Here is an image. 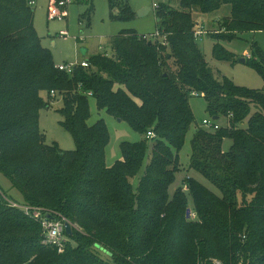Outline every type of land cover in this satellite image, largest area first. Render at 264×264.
I'll list each match as a JSON object with an SVG mask.
<instances>
[{
    "label": "trees",
    "instance_id": "16d2710c",
    "mask_svg": "<svg viewBox=\"0 0 264 264\" xmlns=\"http://www.w3.org/2000/svg\"><path fill=\"white\" fill-rule=\"evenodd\" d=\"M168 1L177 6L155 10L154 40L123 29L111 37V55H93L88 67L78 65L69 74L55 67L50 49L41 44L29 0H0V172L20 191L23 203L56 211L77 226L58 252L41 242L37 221L6 203L0 187V264H184L174 236L183 229L203 244L196 254L199 264H216L210 257L218 264H239L240 258L242 264H264V53L256 47L245 61L263 80L260 89L214 76L195 46L192 18L194 10L210 13L230 4L224 29L210 36L213 57L235 62L222 42L264 30V0ZM109 2L111 10L118 8L116 0ZM91 12L88 4L80 21L89 23ZM120 15L130 18L134 11L120 6L112 16ZM50 90L60 97V124L74 140L72 150L44 143L38 115L49 103L40 92ZM192 92L204 98L210 117L227 120V126L215 130L196 129L188 166L219 195L191 176L169 194L180 170L179 150L194 120L188 102ZM90 97L98 110L141 135L121 143V158L111 166L104 162L105 121L87 123ZM245 120L246 127H240ZM149 131L154 137H147ZM225 138L231 140L227 150L222 148ZM184 187L197 221L184 217ZM238 194L251 198L237 207ZM96 247L110 261L98 256Z\"/></svg>",
    "mask_w": 264,
    "mask_h": 264
},
{
    "label": "rangeland",
    "instance_id": "374dc122",
    "mask_svg": "<svg viewBox=\"0 0 264 264\" xmlns=\"http://www.w3.org/2000/svg\"><path fill=\"white\" fill-rule=\"evenodd\" d=\"M109 1L110 0H71V3L67 6L66 17L62 19H50L48 18L49 1L35 0V4L32 5L34 29L41 39V44L50 49L55 64H78L82 60H88L93 55L105 51L111 55L109 50L111 37L118 34L123 29H133L138 34L146 35L145 37L143 36L144 38H152L154 40L156 36H153V33L157 32L155 10L159 9L162 5L177 6L176 2H169L168 0H116L118 8L121 6V8L123 7L125 9L128 4L134 11V16L128 18L120 15L121 17L113 18L112 12L116 9L118 10V8L111 10ZM88 4L92 5L89 23L84 19L81 21L79 19V16L87 10ZM143 7H149L150 10L145 14L139 15L138 12H140ZM230 16V4H224L219 9L210 13H201L196 10L192 11V18L197 23L194 27L193 35L195 46L201 49L204 59L208 67L213 71L214 76L224 75L237 85L260 89L263 87V80L255 69L239 61H219L212 55V48L215 40L211 38L210 35L213 32H221V30L224 29V27L221 26L222 19L229 18ZM245 17L252 19V17L249 16ZM61 31H63L64 34H60ZM196 31L200 32L196 34ZM223 34L225 33L223 32ZM160 40L164 41L161 44L165 46V50H169V44L166 39L159 37V40H157L158 43H160ZM222 45L235 54L237 59L240 57H244L245 60L249 57L251 59L252 51L256 47H259L264 53V30L238 33L236 38L230 42L224 41ZM245 50L248 54L243 55L242 53ZM40 95L43 100L50 105L40 109L38 115V125L41 133L44 134V143L51 144L56 142L62 150H72L75 146L74 140L71 134L60 124L61 115L58 112L61 106L60 97L56 95L54 90L41 91ZM188 102L194 120L187 131L184 144L179 150L178 159L180 170L175 174V180L169 187V194L172 196L174 190L179 188L178 186L183 185L184 179L187 176H191L206 185L215 194L219 195V192L206 178H204V176L188 167L191 154V139L196 129L198 127L205 129V127L202 126V121L204 119L212 120L205 110V100L202 96L191 95ZM89 111L90 116L87 120L88 124H92L100 118L105 121L109 137L104 150V162L106 166H111L116 160L121 158V143L124 141H138L141 139V135L126 121L118 120V118L107 114L104 110H98L95 100L92 97L89 98ZM214 121L219 126H227V120L224 118H218ZM239 126L243 128L246 127V120L244 123H240ZM230 143L231 140L225 138L222 143V148L226 150ZM150 150L151 144L149 142L147 157L145 158L144 164L148 161ZM143 168L133 179V185H136L137 179L142 174ZM0 187L9 200L18 203L24 202L20 191L13 187L9 179L1 172ZM183 190L188 200V205L184 211V217L192 221H197L198 216L194 210L191 195L186 187H184ZM250 198L251 196L247 195L246 199H244L245 202L250 200ZM236 199V206L241 207L244 201L241 195L238 194ZM187 209L190 210L189 216H187ZM72 226L77 227L76 225ZM197 235L202 236L200 233ZM174 236L175 246L178 251V259L184 262V264H199L200 257L197 258L196 254L203 248L202 242L198 240L199 238L195 240L189 239L188 230L184 229ZM207 238L210 241L213 240L212 237ZM95 251L98 256L110 261L111 258L104 249L96 247ZM190 256L191 258L188 260L187 258ZM211 258L214 263L218 264L216 258L210 257V259ZM241 262L240 258L239 264H242Z\"/></svg>",
    "mask_w": 264,
    "mask_h": 264
},
{
    "label": "built area",
    "instance_id": "2783aa9c",
    "mask_svg": "<svg viewBox=\"0 0 264 264\" xmlns=\"http://www.w3.org/2000/svg\"><path fill=\"white\" fill-rule=\"evenodd\" d=\"M48 18L62 19L67 16V6L71 3V0H48ZM29 4L32 6L35 4V0H29ZM200 31H196L198 34ZM60 34H64L63 31ZM144 37L146 35H143ZM153 36H158V32L153 33ZM155 37V38H156ZM88 67V60H82L78 64L74 63H62L55 64V67L60 70L71 74L76 66ZM53 93V92H52ZM192 95L197 96V93L192 92ZM202 126L207 130H215L219 125L210 119H204ZM147 137H154V133L149 131ZM8 205L17 207L23 211L25 215L37 221L41 226V242L45 245L53 246L58 252L64 250L65 244L68 240L67 234L65 233V223L69 222L64 216L56 211L42 208L40 206L29 205L25 203H18L11 201L5 196L3 197ZM73 227V226H72Z\"/></svg>",
    "mask_w": 264,
    "mask_h": 264
},
{
    "label": "water",
    "instance_id": "95a60500",
    "mask_svg": "<svg viewBox=\"0 0 264 264\" xmlns=\"http://www.w3.org/2000/svg\"><path fill=\"white\" fill-rule=\"evenodd\" d=\"M150 10V8L149 7H143V8H141V10H140V12H138V14L139 15H141V14H145L147 11H149ZM149 44L151 43V41H149L148 42ZM238 61L239 62H241V63H245V58L244 57H240V58H238ZM212 118V120H217L218 119V116H212L211 117ZM118 120H120V119H118ZM187 216H189V212H190V210L189 209H187ZM65 233L68 235V236H70L71 234H72V224H71V222H66L65 223Z\"/></svg>",
    "mask_w": 264,
    "mask_h": 264
},
{
    "label": "crops",
    "instance_id": "0c3cea01",
    "mask_svg": "<svg viewBox=\"0 0 264 264\" xmlns=\"http://www.w3.org/2000/svg\"><path fill=\"white\" fill-rule=\"evenodd\" d=\"M154 33H155V32H154ZM242 54H243V55H246V54H248V52L245 50V51H243ZM230 144H231V143H230ZM229 146H230V145L227 146V149L229 148ZM227 149H226V150H227ZM223 150H224V149H223Z\"/></svg>",
    "mask_w": 264,
    "mask_h": 264
}]
</instances>
